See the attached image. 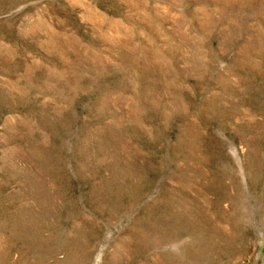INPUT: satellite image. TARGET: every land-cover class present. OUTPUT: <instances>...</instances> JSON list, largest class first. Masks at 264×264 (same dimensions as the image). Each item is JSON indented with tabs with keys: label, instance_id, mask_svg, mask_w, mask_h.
Listing matches in <instances>:
<instances>
[{
	"label": "rangeland",
	"instance_id": "rangeland-1",
	"mask_svg": "<svg viewBox=\"0 0 264 264\" xmlns=\"http://www.w3.org/2000/svg\"><path fill=\"white\" fill-rule=\"evenodd\" d=\"M0 264H264V0H0Z\"/></svg>",
	"mask_w": 264,
	"mask_h": 264
}]
</instances>
